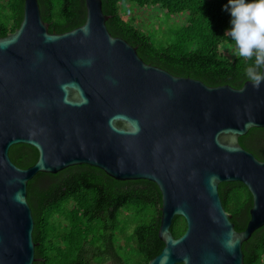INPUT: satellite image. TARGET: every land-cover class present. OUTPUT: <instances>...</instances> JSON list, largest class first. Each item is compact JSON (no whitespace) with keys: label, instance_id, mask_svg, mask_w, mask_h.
<instances>
[{"label":"water","instance_id":"95a60500","mask_svg":"<svg viewBox=\"0 0 264 264\" xmlns=\"http://www.w3.org/2000/svg\"><path fill=\"white\" fill-rule=\"evenodd\" d=\"M84 5V23L56 34L38 1L23 0L19 26L0 37V264L35 260L28 181L82 164L156 185L162 247L148 264H244L245 241L264 226V161L239 138L264 128V83L212 87L172 75L108 32L101 0ZM16 144L37 151L33 165L11 161ZM225 182L252 197L241 232L219 196ZM175 216L186 223L178 238Z\"/></svg>","mask_w":264,"mask_h":264},{"label":"trees","instance_id":"16d2710c","mask_svg":"<svg viewBox=\"0 0 264 264\" xmlns=\"http://www.w3.org/2000/svg\"><path fill=\"white\" fill-rule=\"evenodd\" d=\"M37 1L50 33L84 23V0ZM101 4L109 33L128 42L145 63L212 87L241 88L249 81L244 69L254 64L255 53L252 58L240 57L238 46L226 35L232 27L231 13L225 10L228 0H101ZM22 6L23 0H0V37L19 26ZM156 9L158 21L147 30L126 15ZM239 143L264 161V128L251 129ZM37 155L24 144L9 150L11 161L20 168L33 165ZM218 192L235 230H244L252 206L248 189L240 182H225ZM27 201L34 221L33 264H148L161 250L156 231L161 198L153 182L117 181L82 164L56 174L37 173L28 181ZM185 229V220L175 216L172 236L180 237ZM243 255L244 264H264V226L245 241Z\"/></svg>","mask_w":264,"mask_h":264},{"label":"clouds","instance_id":"9594fccd","mask_svg":"<svg viewBox=\"0 0 264 264\" xmlns=\"http://www.w3.org/2000/svg\"><path fill=\"white\" fill-rule=\"evenodd\" d=\"M225 10L232 17V27L226 35L238 46L239 56L252 58L255 53L254 64L246 67L244 74L259 90L264 83V72L260 71L264 69V0H228Z\"/></svg>","mask_w":264,"mask_h":264},{"label":"rangeland","instance_id":"374dc122","mask_svg":"<svg viewBox=\"0 0 264 264\" xmlns=\"http://www.w3.org/2000/svg\"><path fill=\"white\" fill-rule=\"evenodd\" d=\"M157 10V9H156ZM150 11V12H147V11H143V12H141V11H137L138 13H136V12H126V15L129 17V16H132V17H134L135 18V23H140V24H142L143 25V27H144V29H148L149 27H151V26H153V25H155V23L154 22H157L158 21V19H157V17H156V14L157 13H160L158 10L157 11ZM161 20H163V18H160ZM165 28H163V31H162V34H164L165 33ZM122 223H124V222H122ZM132 224H134V226H133V229H134V227H135V223H133L132 222ZM125 228H126V226L123 228L124 230H125ZM133 229H132V231H133ZM129 232H131V228L128 230ZM123 236L121 235L120 236V239L122 238ZM124 240H125V236H124ZM108 264H114L113 262H109Z\"/></svg>","mask_w":264,"mask_h":264},{"label":"flooded vegetation","instance_id":"af4514ba","mask_svg":"<svg viewBox=\"0 0 264 264\" xmlns=\"http://www.w3.org/2000/svg\"><path fill=\"white\" fill-rule=\"evenodd\" d=\"M243 231V230H242ZM238 232V231H237ZM241 232V231H240Z\"/></svg>","mask_w":264,"mask_h":264}]
</instances>
